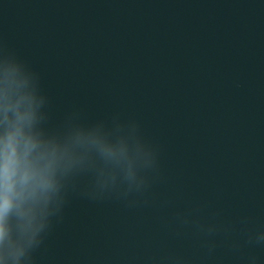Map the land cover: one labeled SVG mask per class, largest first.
I'll return each instance as SVG.
<instances>
[{
    "label": "water",
    "instance_id": "1",
    "mask_svg": "<svg viewBox=\"0 0 264 264\" xmlns=\"http://www.w3.org/2000/svg\"><path fill=\"white\" fill-rule=\"evenodd\" d=\"M6 79L114 155L74 146L0 264H264V0H0Z\"/></svg>",
    "mask_w": 264,
    "mask_h": 264
},
{
    "label": "clouds",
    "instance_id": "2",
    "mask_svg": "<svg viewBox=\"0 0 264 264\" xmlns=\"http://www.w3.org/2000/svg\"><path fill=\"white\" fill-rule=\"evenodd\" d=\"M35 118L33 98L6 79L0 87V258L10 255L18 260L23 255V246L10 238L8 217L15 213L24 221L25 233L33 230L32 206L56 189L57 171L75 163L74 146L114 155L95 134L77 132L63 146L43 141L32 131ZM32 239L34 233L29 243Z\"/></svg>",
    "mask_w": 264,
    "mask_h": 264
}]
</instances>
